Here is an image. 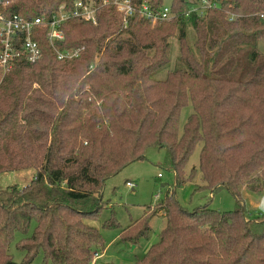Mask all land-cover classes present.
Listing matches in <instances>:
<instances>
[{
  "label": "trees",
  "instance_id": "16d2710c",
  "mask_svg": "<svg viewBox=\"0 0 264 264\" xmlns=\"http://www.w3.org/2000/svg\"><path fill=\"white\" fill-rule=\"evenodd\" d=\"M3 1L7 17L35 18L76 0ZM132 2L139 11L145 0ZM149 2L153 11L166 5ZM169 6L170 21L137 12L127 28L114 6L97 11V25L69 21L56 47L83 48L71 62L38 31L43 59L0 70V175L36 171L26 187L0 192V264H17L9 251L17 232L26 235L18 246L26 264L40 252L51 264H95L106 249L94 226L107 206L105 184L151 148L168 153L175 186L122 231L121 241L136 245L150 238L155 217L164 218L157 242L134 264H264V213L248 219L241 192L264 195V0ZM194 7L202 16H186ZM173 38L178 59L158 79L172 63ZM187 107L192 114L181 126ZM198 146L199 166L185 177ZM198 174L197 190H227L236 209L186 210L176 190ZM103 223L119 227L114 212Z\"/></svg>",
  "mask_w": 264,
  "mask_h": 264
},
{
  "label": "rangeland",
  "instance_id": "374dc122",
  "mask_svg": "<svg viewBox=\"0 0 264 264\" xmlns=\"http://www.w3.org/2000/svg\"><path fill=\"white\" fill-rule=\"evenodd\" d=\"M165 4L170 5L171 0H166ZM189 35L192 36L191 30H189ZM170 43L172 63L170 67L158 73V79H164L168 71L174 67L173 60L178 59L179 44L177 39H171ZM258 48L264 54V39L260 40ZM191 114V107L183 110L181 126L184 125ZM200 150L201 147L198 146L192 155L186 168L185 177L190 175L193 168L199 166ZM145 158L143 161L127 166L105 184L103 198L107 206L101 213L100 221L95 222L94 226L102 233L106 242V249L99 256V258L102 256L100 259L96 256L93 257V260L98 261L95 264H134L144 256L152 244L157 242L158 234L165 227L164 218L157 216L152 221V234L149 239H141L136 245L121 241L122 231L141 219L148 207H154L160 203L169 189L172 191L175 186V174L170 169V158L164 148L148 149ZM35 173L34 169H28L1 174L0 192H4L13 186L26 187L32 182ZM159 175H162V177H159ZM127 182L134 183L135 188L127 187ZM202 185L201 177L198 174L194 181L188 182L176 190L177 200L186 210L193 212L195 209L204 206L220 212H229L236 209V201L229 191H213V194H211V190L202 188L197 190ZM241 192L246 210L250 214L248 219H258L264 213V195L254 194L248 191L245 186L242 187ZM157 196H160V198L157 199ZM112 212H114L119 227L114 230L103 228V222L112 217ZM35 226L36 224L33 222L27 236L32 235ZM24 237L26 235L17 232L9 249L14 262L17 264H26L24 261L25 253L18 250V246ZM28 264H51V262L49 260L45 261L43 252H40Z\"/></svg>",
  "mask_w": 264,
  "mask_h": 264
},
{
  "label": "built area",
  "instance_id": "2783aa9c",
  "mask_svg": "<svg viewBox=\"0 0 264 264\" xmlns=\"http://www.w3.org/2000/svg\"><path fill=\"white\" fill-rule=\"evenodd\" d=\"M149 0L141 5L139 11L132 0H76L71 6L63 3L54 12H46L41 16L25 17L15 14L7 17L5 9L7 3L0 0V70L6 74L16 63L36 64L43 59L44 53L39 42L35 39L38 31L45 30L48 44L54 50L60 61H73L84 50L60 51L57 43L65 40L63 27L71 20L80 19L97 25V11L106 6H114L122 16L123 26L128 27L129 20L138 12L141 18L152 23L170 21L174 18L169 5L153 11ZM205 4V2H204ZM193 13L202 16L200 8L188 9L186 16ZM38 32V33H37ZM162 177V175H159ZM127 187L134 189L132 182ZM160 196H157V199ZM99 258V256H96Z\"/></svg>",
  "mask_w": 264,
  "mask_h": 264
},
{
  "label": "crops",
  "instance_id": "0c3cea01",
  "mask_svg": "<svg viewBox=\"0 0 264 264\" xmlns=\"http://www.w3.org/2000/svg\"><path fill=\"white\" fill-rule=\"evenodd\" d=\"M101 257H102V256H101ZM101 257H100V258H101ZM100 258H99V259H100ZM97 262H98V261H97ZM97 262H96V263H97Z\"/></svg>",
  "mask_w": 264,
  "mask_h": 264
}]
</instances>
